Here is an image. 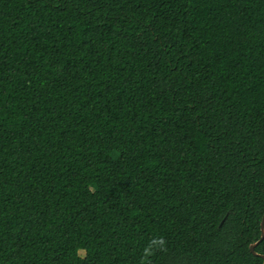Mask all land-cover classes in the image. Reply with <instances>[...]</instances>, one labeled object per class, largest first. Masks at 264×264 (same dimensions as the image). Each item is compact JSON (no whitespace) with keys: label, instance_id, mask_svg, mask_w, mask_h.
I'll list each match as a JSON object with an SVG mask.
<instances>
[{"label":"trees","instance_id":"16d2710c","mask_svg":"<svg viewBox=\"0 0 264 264\" xmlns=\"http://www.w3.org/2000/svg\"><path fill=\"white\" fill-rule=\"evenodd\" d=\"M263 217L264 0H0V264H264Z\"/></svg>","mask_w":264,"mask_h":264},{"label":"water","instance_id":"95a60500","mask_svg":"<svg viewBox=\"0 0 264 264\" xmlns=\"http://www.w3.org/2000/svg\"><path fill=\"white\" fill-rule=\"evenodd\" d=\"M263 219H264V217H263ZM263 219H262V222H261V238H260V240L259 241H261L262 239H263V237H264V231H263ZM257 245V243H255V244H253V245H251L250 247H249V249H250V251L251 252H254V247ZM264 258V257H263Z\"/></svg>","mask_w":264,"mask_h":264},{"label":"rangeland","instance_id":"374dc122","mask_svg":"<svg viewBox=\"0 0 264 264\" xmlns=\"http://www.w3.org/2000/svg\"><path fill=\"white\" fill-rule=\"evenodd\" d=\"M92 188H93V187H92ZM79 254H80V256H83V252H80Z\"/></svg>","mask_w":264,"mask_h":264}]
</instances>
